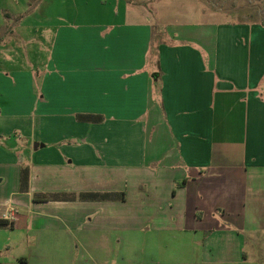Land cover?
<instances>
[{
	"label": "crops",
	"instance_id": "1",
	"mask_svg": "<svg viewBox=\"0 0 264 264\" xmlns=\"http://www.w3.org/2000/svg\"><path fill=\"white\" fill-rule=\"evenodd\" d=\"M115 2L89 22L82 0L38 3L40 95L0 72V219L17 211L0 264H264V22L205 0ZM8 20L12 61L34 24Z\"/></svg>",
	"mask_w": 264,
	"mask_h": 264
},
{
	"label": "rangeland",
	"instance_id": "2",
	"mask_svg": "<svg viewBox=\"0 0 264 264\" xmlns=\"http://www.w3.org/2000/svg\"><path fill=\"white\" fill-rule=\"evenodd\" d=\"M11 1L13 5L9 4V0L7 2H3L4 5L2 6H6V9H2V11H0V35L5 33V37L8 38L11 34H13L14 31L11 32L10 29L7 30L10 23L8 20L9 18L12 21H15L13 22L14 25H16V23L19 25V17L23 14L28 13L29 18H32L31 24H34V30L32 31L33 40L30 41L29 45L27 44L25 47H23L26 48L28 54L22 53L20 56H18V59L16 58L15 60L7 61L10 56L6 55L5 51H2L0 53V72H3L2 74H4V72L9 73L13 70H15L16 72L20 70L27 72L28 76L32 78V81L34 79V89L36 93L40 95L41 77L43 74V70L47 67L46 59H51L52 54L50 45L51 39H46L47 32H50V29L43 35H40V32H37L38 29L44 26L45 23V18H42V16H40L42 15V9L38 6L41 0H14V2L13 0ZM104 1H108L105 6L102 5L101 0H90L89 4H86L85 0H82L83 12L81 21L89 22V16L92 12L99 13L91 15L93 19L95 17L96 19H101L103 14H101L100 11H102L104 14L106 11H108L109 13V9L112 6L115 7L117 5L115 4V0ZM206 4H208L211 9H220L221 11L232 15L234 20L264 22V0H207ZM23 5L28 6V10L26 9V11L22 14L21 12H23ZM15 7H18V10ZM51 19H55L58 21V16L53 15L51 16ZM23 33L28 34L30 38V33L27 32V30H25ZM20 42L21 41L18 40L15 42V44H20ZM0 47L5 48L10 46L2 44L0 45ZM151 51L153 54L154 51Z\"/></svg>",
	"mask_w": 264,
	"mask_h": 264
},
{
	"label": "trees",
	"instance_id": "3",
	"mask_svg": "<svg viewBox=\"0 0 264 264\" xmlns=\"http://www.w3.org/2000/svg\"><path fill=\"white\" fill-rule=\"evenodd\" d=\"M207 0H205V3ZM79 119H82L83 121L86 122H100L102 118L100 116H90V115H81L79 116ZM29 171L28 169L23 170V180L26 181V177H28ZM123 196V194H122ZM119 196L116 193H106V194H100V193H89V194H83L82 198H93V199H109V200H114L117 199ZM5 227H12V224H10L8 221L0 219V228H5Z\"/></svg>",
	"mask_w": 264,
	"mask_h": 264
},
{
	"label": "built area",
	"instance_id": "4",
	"mask_svg": "<svg viewBox=\"0 0 264 264\" xmlns=\"http://www.w3.org/2000/svg\"><path fill=\"white\" fill-rule=\"evenodd\" d=\"M17 218V211L13 206H9L7 212L4 215V220L8 221L10 224L15 223Z\"/></svg>",
	"mask_w": 264,
	"mask_h": 264
}]
</instances>
